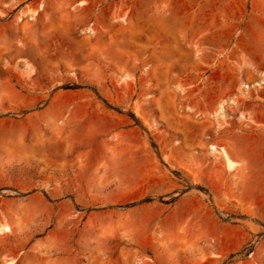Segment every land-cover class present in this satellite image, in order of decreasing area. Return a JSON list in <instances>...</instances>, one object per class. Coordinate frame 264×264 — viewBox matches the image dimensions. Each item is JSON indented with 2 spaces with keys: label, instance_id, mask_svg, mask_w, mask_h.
I'll list each match as a JSON object with an SVG mask.
<instances>
[{
  "label": "rangeland",
  "instance_id": "obj_1",
  "mask_svg": "<svg viewBox=\"0 0 264 264\" xmlns=\"http://www.w3.org/2000/svg\"><path fill=\"white\" fill-rule=\"evenodd\" d=\"M264 0H0V264H264Z\"/></svg>",
  "mask_w": 264,
  "mask_h": 264
},
{
  "label": "crops",
  "instance_id": "obj_2",
  "mask_svg": "<svg viewBox=\"0 0 264 264\" xmlns=\"http://www.w3.org/2000/svg\"><path fill=\"white\" fill-rule=\"evenodd\" d=\"M260 89L264 90V85L260 86ZM250 120V127L252 129L264 132V107L256 103V108L252 112Z\"/></svg>",
  "mask_w": 264,
  "mask_h": 264
}]
</instances>
